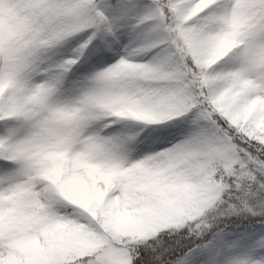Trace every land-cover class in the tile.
Segmentation results:
<instances>
[{
	"label": "snow or ice",
	"instance_id": "obj_1",
	"mask_svg": "<svg viewBox=\"0 0 264 264\" xmlns=\"http://www.w3.org/2000/svg\"><path fill=\"white\" fill-rule=\"evenodd\" d=\"M0 264H264V0H0Z\"/></svg>",
	"mask_w": 264,
	"mask_h": 264
}]
</instances>
